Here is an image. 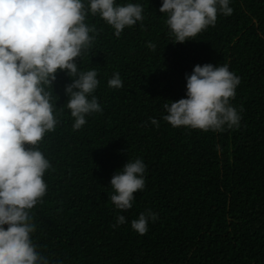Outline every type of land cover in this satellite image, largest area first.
<instances>
[{"label": "trees", "instance_id": "obj_1", "mask_svg": "<svg viewBox=\"0 0 264 264\" xmlns=\"http://www.w3.org/2000/svg\"><path fill=\"white\" fill-rule=\"evenodd\" d=\"M116 2L140 4L143 19L116 37L87 13L94 39L76 60L78 71L95 69L102 110L74 130L63 89L75 77L58 70L45 86L58 123L35 145L50 164L46 192L28 210L37 252L50 264H264V0H230L231 14L218 11L183 43L170 34L161 0ZM206 63L239 77L229 100L239 126L172 127L162 119L165 100L182 98L185 74ZM114 72L119 89L107 84ZM137 158L144 188L129 209H116L109 181ZM149 211L156 219L140 235L130 222Z\"/></svg>", "mask_w": 264, "mask_h": 264}, {"label": "clouds", "instance_id": "obj_2", "mask_svg": "<svg viewBox=\"0 0 264 264\" xmlns=\"http://www.w3.org/2000/svg\"><path fill=\"white\" fill-rule=\"evenodd\" d=\"M229 3L161 0L159 12L166 14L165 23L175 41L183 43L213 25L218 11L231 14ZM142 11L138 3L116 0H87V8L85 0H0V264H50L32 242L35 225L28 211L45 194L43 175L50 167L35 145L58 123L45 86L52 87L58 70L75 77L63 91L74 118L72 128L83 126L87 114L102 110L93 95L99 83L95 69H77L82 49L94 39L89 35L94 28L84 22L86 14H99L119 37L126 26L143 19ZM146 46L155 48L153 43ZM184 79V96L163 104L164 121L172 127L204 131L239 126L240 116L229 103L239 77L226 64L194 65ZM107 84L121 88L119 73L114 72ZM150 122L159 126L155 118ZM145 168L137 158L114 172L109 184L116 209L132 206L133 194L144 188ZM155 219L150 211L140 213L130 226L143 235L149 220ZM124 222L125 217L117 215L116 225Z\"/></svg>", "mask_w": 264, "mask_h": 264}]
</instances>
